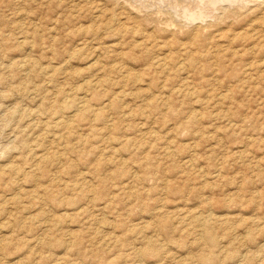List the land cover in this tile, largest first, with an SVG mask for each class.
Returning <instances> with one entry per match:
<instances>
[{"label":"rangeland","instance_id":"374dc122","mask_svg":"<svg viewBox=\"0 0 264 264\" xmlns=\"http://www.w3.org/2000/svg\"><path fill=\"white\" fill-rule=\"evenodd\" d=\"M0 264H264V0H0Z\"/></svg>","mask_w":264,"mask_h":264},{"label":"bare ground","instance_id":"6f19581e","mask_svg":"<svg viewBox=\"0 0 264 264\" xmlns=\"http://www.w3.org/2000/svg\"><path fill=\"white\" fill-rule=\"evenodd\" d=\"M202 1V0H201ZM184 2V1H183ZM187 8V7H186ZM192 11V10H191ZM188 12V11H187ZM190 12V11H189ZM199 14V13H198ZM195 15V14H194ZM201 15V14H200ZM193 19V18H192ZM35 170V169H34Z\"/></svg>","mask_w":264,"mask_h":264}]
</instances>
